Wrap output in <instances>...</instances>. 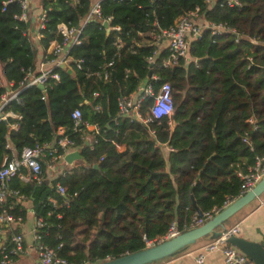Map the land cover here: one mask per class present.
I'll return each mask as SVG.
<instances>
[{"label": "trees", "instance_id": "obj_1", "mask_svg": "<svg viewBox=\"0 0 264 264\" xmlns=\"http://www.w3.org/2000/svg\"><path fill=\"white\" fill-rule=\"evenodd\" d=\"M2 1L0 95L8 82L18 89L25 71L35 70L38 55L51 40H59L56 24L77 25L90 3L36 0L28 19L17 21V2L1 11ZM236 1L101 0L102 17L111 16L110 25L119 30L106 33L98 21H89L83 42L69 51L73 59H81L79 68L71 64L72 76L54 68L59 80L48 81L44 92L32 85L19 91L18 102L8 103L6 108L19 119L16 129L9 128L13 119L0 122V163L11 150L18 154L23 147L51 142L57 127L71 126L73 109L98 127L97 134L83 136L92 148L81 133L70 134L82 158L76 165L45 179L42 162L40 183L15 176L8 182L26 196L34 217L42 218L44 226L37 231L43 243L59 245L58 256L92 264L141 251L144 240L162 235L170 222H176L180 233L187 231L197 211L219 207L225 197L237 194L236 171H244L254 155L264 152V0ZM194 8L203 22L225 23L235 34L210 35L204 29L191 41L188 60L162 67L159 61L167 52L160 49L148 62L146 57L158 48L150 45V35ZM42 10L46 21L36 37V16ZM148 70L158 76L154 88L169 83L173 110L169 119L145 126L117 116L116 97L134 91ZM95 103L99 112L93 110ZM250 117L255 129L247 122ZM120 143H126V151H117ZM56 183L68 195H59ZM7 203L23 222L25 207L12 196Z\"/></svg>", "mask_w": 264, "mask_h": 264}, {"label": "built area", "instance_id": "obj_2", "mask_svg": "<svg viewBox=\"0 0 264 264\" xmlns=\"http://www.w3.org/2000/svg\"><path fill=\"white\" fill-rule=\"evenodd\" d=\"M11 1L12 0L2 1L1 11H3V7ZM14 1H16L19 6V12L18 14H14L13 18L17 21H26L29 17V1ZM71 1L75 2L76 0ZM113 1L120 2L123 0ZM208 1L209 0H206V2ZM100 2L101 0H90L87 13L75 26H69L63 22L57 23L56 34L60 38L59 40H51L49 42L35 70L30 71L27 69L25 71L22 80L19 82L18 89L12 90V84L10 82L6 84L5 92L0 95V122L8 118L13 119L14 122L9 124V128H17L16 120L19 119V116L6 107L12 100L16 102L19 101L17 95L20 90L32 85L36 87L37 85H42L43 89L40 91L44 92L48 81L57 82L59 80V75L54 71V68H57L59 64H63L70 70L72 63L76 68H79L81 59H73L69 55V51L73 46H78L83 42L85 37L82 31L86 23L91 20H96L100 24L105 23V29L107 31L119 30L117 25H110L111 16L102 17L100 13ZM226 4L236 5L238 2L236 0H226ZM31 19L34 20V18ZM45 21V10H42L36 16V37L41 36L40 30L44 28ZM204 29L208 30L210 35L235 32L233 28L228 27L225 23L201 21L198 8H194L192 11L179 16L167 29L160 30L158 34L150 35V45L156 44L158 48L153 50L152 55L146 57V60L148 62H153L154 57L160 49H164L167 52L166 56L159 61L162 67H172L178 63L179 59L183 61L188 60V49L191 41L199 38ZM31 30H33V26ZM237 40L238 36L235 35L234 41ZM251 41L253 43L255 42L252 38ZM162 42L164 45L160 46ZM110 64L111 62H108L106 66ZM106 66L102 67L104 78ZM97 74L96 72L95 75ZM157 80L158 76L156 74H149L134 91L126 95H118L116 97L117 116L128 118L130 122L136 120L145 126L163 117L169 119L173 110L172 90L167 82H162L154 88L153 82ZM91 96L96 97L97 92H92ZM41 99H44V95L41 96ZM146 99H149V102L144 106L143 102ZM144 107L145 109H143ZM93 110L99 112L100 105L95 103L93 105ZM69 116L71 126L69 128L64 126L57 127L51 142L23 147L18 154L11 150V153L5 156L0 163V264H9L15 258L28 251L34 252L39 264H75L57 255L56 249L59 245L53 248L42 242V236L37 231L44 226V222L40 217H34L33 219L29 230L31 243L27 244L24 240L23 233L19 229L22 224L21 216L13 214V204L7 203V197L9 196L14 197L15 202L19 205L27 200L26 196L20 194L18 190L8 187V182L12 177L15 176L21 181L33 179L36 183H40L42 180L40 164L43 162L45 165L43 172L44 177L45 179H49L54 165L59 162L65 163L63 161V156L67 152L78 149L70 134L81 133L80 138L84 139L83 136L88 137L87 134L98 133V127L95 124H90L81 119L78 109H73ZM247 122L251 125L252 129H255L253 118H248ZM85 141L87 142L85 145L92 148L87 138L84 139V143ZM242 141L247 142L246 138H242ZM236 176L240 181L237 194L225 197L219 207H213L200 214L195 213L187 225L188 230L212 218V216L230 205L234 200L251 190L253 186L264 177V152L254 155L252 163L246 166L244 171L237 170ZM55 191L59 195H68L66 189L59 183L55 184ZM49 202L52 206H55L53 200ZM179 233L180 231L178 230L176 222L172 221L162 235L156 236L153 239H145L144 248L169 240ZM236 233V226L220 230L219 235L215 237L213 241L204 245L195 255L194 260L196 264L202 263L204 252L214 249L220 250L223 264H252L242 252L226 243V238L231 235H236Z\"/></svg>", "mask_w": 264, "mask_h": 264}, {"label": "water", "instance_id": "obj_3", "mask_svg": "<svg viewBox=\"0 0 264 264\" xmlns=\"http://www.w3.org/2000/svg\"><path fill=\"white\" fill-rule=\"evenodd\" d=\"M102 26L105 28L106 24L103 23ZM108 31L106 30V33ZM57 68L66 71L67 74L72 76V70L66 68L63 64H59ZM150 71L148 70L147 76H149ZM39 90L43 89L42 85H37ZM87 142L85 141L84 144ZM80 148L67 152L63 156V161L65 164L71 165L74 161H81ZM94 168H97V165H93ZM262 191H264V177L261 178L255 186L245 194L234 200L230 205L219 211L217 214L212 216L209 220L205 221L201 225L189 229L187 231L181 232L175 237L165 240L161 243L155 244L150 247H146L141 251L125 254L117 258L108 259L105 261L92 263V264H151L158 260H161L170 254L178 251L179 249L194 243L197 239L202 236L209 234L213 231V237H217L220 233L219 230L215 229L219 227L221 230L225 227L223 223L235 213L243 205L257 197ZM197 214H200L197 211ZM226 243L234 246L240 252H242L252 264H264V243L254 242L250 240L243 239L236 235H231L226 238Z\"/></svg>", "mask_w": 264, "mask_h": 264}, {"label": "crops", "instance_id": "obj_4", "mask_svg": "<svg viewBox=\"0 0 264 264\" xmlns=\"http://www.w3.org/2000/svg\"><path fill=\"white\" fill-rule=\"evenodd\" d=\"M35 2L37 1L32 0L33 5ZM163 45L164 44L162 42L160 46ZM37 59L38 64L41 57L38 55ZM2 84L3 81L0 78V85ZM115 147L118 152H124L127 150L126 143L116 144ZM61 170L62 168L60 166H58L57 164L54 165L53 170L50 173V177H53V175H55L58 171ZM21 206H24L26 209V217L20 225L19 229L23 233L25 242L27 244H30L31 235L29 233V230L34 219V215L28 200L23 201L21 203ZM223 226L225 228L236 226V236L246 240L264 243V191H262L257 197L243 205L235 213L228 217L227 220L223 223ZM217 230L220 231L221 229L219 228ZM213 232L202 236L201 238L197 239L194 243L179 249L178 251L170 254L169 256L159 260V262L154 264H196L194 260L195 255L201 250L204 245L214 240L212 234ZM21 256H25L27 258V260H25L26 264H39L34 252L32 251H28L27 253ZM21 256L15 258L9 264L17 262V260H19ZM200 264H223L220 250L214 249L212 251L204 252L203 261Z\"/></svg>", "mask_w": 264, "mask_h": 264}, {"label": "rangeland", "instance_id": "obj_5", "mask_svg": "<svg viewBox=\"0 0 264 264\" xmlns=\"http://www.w3.org/2000/svg\"><path fill=\"white\" fill-rule=\"evenodd\" d=\"M28 1H29V4H31L32 0H28ZM37 12H38V10H35L33 13H34V14H37ZM78 162H80V161H74L71 165L64 164L63 162H59V163H57V165L60 166L62 169L67 170V169H69L72 165H76V163H78ZM25 260H27V258H26L25 256H21L20 259L17 260V262H15V263H13V264H26V261H25ZM157 262H159V260L156 261V262H153V263H151V264H154V263H157ZM30 264H32V263H30Z\"/></svg>", "mask_w": 264, "mask_h": 264}]
</instances>
